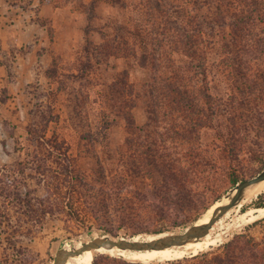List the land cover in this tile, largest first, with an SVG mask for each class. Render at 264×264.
<instances>
[{
  "label": "rangeland",
  "instance_id": "374dc122",
  "mask_svg": "<svg viewBox=\"0 0 264 264\" xmlns=\"http://www.w3.org/2000/svg\"><path fill=\"white\" fill-rule=\"evenodd\" d=\"M195 7L204 61L192 118L202 125L187 133L174 112L159 124L149 114L146 84L173 65L165 46L155 52L162 60L143 64L142 1L0 0V264H53L60 248L94 238L182 233L234 187L232 176L264 169V0ZM107 42L122 51L109 54ZM122 82L128 105L111 93ZM125 106L132 128L118 114ZM261 186L240 214L264 203ZM139 199L166 200L177 224L155 235L157 224L120 211ZM253 216L198 256L239 235L264 241V214ZM107 257L117 256L95 252L91 264Z\"/></svg>",
  "mask_w": 264,
  "mask_h": 264
},
{
  "label": "trees",
  "instance_id": "16d2710c",
  "mask_svg": "<svg viewBox=\"0 0 264 264\" xmlns=\"http://www.w3.org/2000/svg\"><path fill=\"white\" fill-rule=\"evenodd\" d=\"M140 1H142V6L145 5L147 7V29L142 30V35H144L142 49L145 51L141 55L143 64H149L152 67L157 61L162 60V55H156L155 52L165 46L169 52L168 56H170L165 57L173 65L168 74L163 73L156 75V77L153 73L152 78L146 84L144 93L148 98V105L151 107L149 114L155 123H158L161 115L164 116L168 111L174 112V114L187 119L183 130L187 133H194L202 125L199 118L192 117H194V110L198 105L199 83L201 82L199 72H203L204 61L202 32L199 28L195 11L197 0ZM122 42L125 44V41H119V44L123 45ZM108 44L109 42L104 44V46L109 49V54L111 55L117 56L120 50L122 51L123 49L121 45L110 46ZM133 50L136 53V50ZM172 55L178 59L172 58ZM194 84L198 85V88L197 86L194 87ZM126 85V82H122L120 87H115V89L111 87V93L114 96L117 95L123 105H128L126 101L128 97ZM130 108H133V106H125L124 110L121 109L118 114L132 128L134 127V121ZM159 158H162V156H159ZM164 162L167 164L165 166L166 172L170 173V175H175L173 171L176 170V166L170 160H164ZM184 163L187 167H182L184 172H186L185 174L192 172L189 170L191 162L186 160ZM239 180L234 175L230 178V183L233 186ZM123 202L128 204V206L124 207L122 205L120 211L125 215L130 213L128 218H138L158 225L153 230H150L152 234H161L168 227L177 224L176 221H171L169 216L163 213L164 207H166V200L163 202H151V204H144L140 199L136 201L124 200ZM257 205H259L257 206L258 208L264 207V203L261 202ZM168 220L170 224L166 222ZM189 259L195 262L194 264H264V241L256 240L251 236L239 235L226 244L222 252L211 255L204 253L199 256H192ZM104 260L105 264H143L117 257H107ZM187 261L188 258H184L182 260L166 261L161 264H183V262Z\"/></svg>",
  "mask_w": 264,
  "mask_h": 264
},
{
  "label": "water",
  "instance_id": "95a60500",
  "mask_svg": "<svg viewBox=\"0 0 264 264\" xmlns=\"http://www.w3.org/2000/svg\"><path fill=\"white\" fill-rule=\"evenodd\" d=\"M261 182H264V169L256 176L236 183L222 199L215 203L220 204L213 210L207 222L198 224L200 221L198 220L196 223L186 228L182 233L167 234L166 236L150 241H131V239H111L108 237L94 238L89 242L82 243L79 248L72 247L69 250L65 247L60 248L56 252L53 264H66L70 258L79 256L87 250H96L100 248L111 250L117 248L122 251H152L164 250L166 248L182 246L187 243L198 241L209 233L212 226L221 219L223 215L237 206L247 196L248 192ZM224 199H227V202L223 203Z\"/></svg>",
  "mask_w": 264,
  "mask_h": 264
},
{
  "label": "bare ground",
  "instance_id": "6f19581e",
  "mask_svg": "<svg viewBox=\"0 0 264 264\" xmlns=\"http://www.w3.org/2000/svg\"><path fill=\"white\" fill-rule=\"evenodd\" d=\"M261 185H264V182H261L259 185L254 187L250 190L247 196L234 208L230 209L221 219H219L209 230V233L201 238L198 241L187 243L182 246H174L171 248H166L164 250H152V251H122L118 250L117 248H113L111 250H105L103 248L96 249V250H87L83 252L79 256H75L70 258L66 264H91L95 252L105 253L111 256H117L124 258L129 261L140 262L143 264H150V263H157V262H165L170 260L181 259L186 256H195L201 252L209 250L211 247L218 244L221 237L228 231L232 230L237 226L238 221H242L248 217L252 218L255 213L264 214V207L255 209V210H247L246 212L240 211L245 207V203L251 200L255 195L260 192L262 188ZM260 186V187H259ZM227 202V199L223 200V203ZM254 202V201H253ZM220 204V203H219ZM219 204H215V206L211 207L206 214V218L200 220L198 224H202L208 221L209 217L211 216L213 210L219 206ZM252 204V203H251ZM235 209V210H234ZM234 210V211H233ZM233 213L235 215H239L237 219H233L232 224H224V222L231 216ZM167 234L160 235V236H150L144 239H140L138 237H134L131 241H150L155 240L157 238L166 236ZM224 237V236H223ZM82 245L81 242L76 243L73 248H79ZM69 250L70 248L66 246Z\"/></svg>",
  "mask_w": 264,
  "mask_h": 264
}]
</instances>
